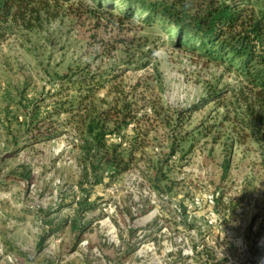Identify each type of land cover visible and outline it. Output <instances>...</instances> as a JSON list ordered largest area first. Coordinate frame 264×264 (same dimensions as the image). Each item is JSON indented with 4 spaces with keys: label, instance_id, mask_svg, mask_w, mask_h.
<instances>
[{
    "label": "rangeland",
    "instance_id": "374dc122",
    "mask_svg": "<svg viewBox=\"0 0 264 264\" xmlns=\"http://www.w3.org/2000/svg\"><path fill=\"white\" fill-rule=\"evenodd\" d=\"M37 4L33 27L0 41V264H264V234L249 231L264 230V160L236 61L99 0ZM87 73L112 81L70 87ZM125 102L141 118L113 137L130 168L95 174L87 115Z\"/></svg>",
    "mask_w": 264,
    "mask_h": 264
},
{
    "label": "trees",
    "instance_id": "16d2710c",
    "mask_svg": "<svg viewBox=\"0 0 264 264\" xmlns=\"http://www.w3.org/2000/svg\"><path fill=\"white\" fill-rule=\"evenodd\" d=\"M40 0H0V41L10 33L12 24H22L25 28H32L35 19H40L42 6ZM59 1V0H54ZM104 6L117 9L122 16L131 18L135 15L145 22H156L165 26L174 25L177 35H185L189 40L195 39L201 49L207 54L227 56V59L237 65L246 75L251 84V94L244 95V107L241 122L250 129L252 135L260 145L261 155L264 160V0H99ZM203 3H206L205 6ZM196 5V6H195ZM46 8V5H43ZM197 7V8H196ZM112 75V74H110ZM108 75L87 73L81 78L71 80V88L83 92H94L103 87L106 81H112ZM91 93L85 95L89 97ZM216 93L212 94L214 97ZM71 102L70 105H73ZM62 105V104H61ZM67 106L51 110L60 113L67 110ZM137 111V109H136ZM157 110H155L156 112ZM115 113V114H113ZM132 103H124L121 107H111L97 116L87 115V143L96 150L95 158L91 160V171L98 174L103 166L111 169V178L118 177L130 168V158L124 155L121 142H115L114 135L125 134L132 121L141 118L137 116ZM183 112H177L174 123H181ZM150 119L149 116L142 118ZM160 121L163 125H171ZM115 124L110 127L108 122ZM160 123L159 120H156ZM130 136V143L138 144L140 132ZM170 155L177 152L178 144L173 141ZM233 145V143L231 144ZM232 150L225 154L223 173L226 176L232 162ZM98 161V162H96ZM161 169L157 167L156 170ZM165 175V174H164ZM96 183H101L105 178L96 176ZM161 177L156 172L154 187L159 189ZM217 200L220 197L216 198ZM249 231L254 243L264 234L260 228L257 232ZM251 239V237H249Z\"/></svg>",
    "mask_w": 264,
    "mask_h": 264
},
{
    "label": "built area",
    "instance_id": "2783aa9c",
    "mask_svg": "<svg viewBox=\"0 0 264 264\" xmlns=\"http://www.w3.org/2000/svg\"><path fill=\"white\" fill-rule=\"evenodd\" d=\"M212 202H213V200H212Z\"/></svg>",
    "mask_w": 264,
    "mask_h": 264
}]
</instances>
